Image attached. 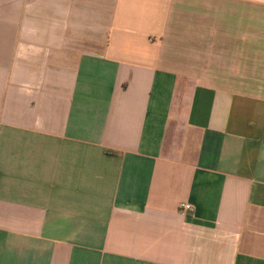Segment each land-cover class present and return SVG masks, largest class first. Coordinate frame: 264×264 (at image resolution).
Segmentation results:
<instances>
[{"label": "crops", "instance_id": "1", "mask_svg": "<svg viewBox=\"0 0 264 264\" xmlns=\"http://www.w3.org/2000/svg\"><path fill=\"white\" fill-rule=\"evenodd\" d=\"M0 264H264V0H0Z\"/></svg>", "mask_w": 264, "mask_h": 264}, {"label": "built area", "instance_id": "2", "mask_svg": "<svg viewBox=\"0 0 264 264\" xmlns=\"http://www.w3.org/2000/svg\"><path fill=\"white\" fill-rule=\"evenodd\" d=\"M181 208H183L184 210H188V211H191L193 209L192 205L188 203L181 204Z\"/></svg>", "mask_w": 264, "mask_h": 264}]
</instances>
